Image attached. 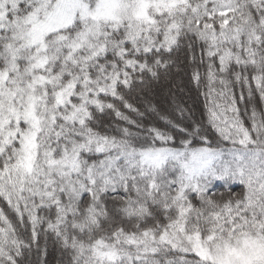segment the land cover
<instances>
[{
	"label": "snow or ice",
	"instance_id": "snow-or-ice-1",
	"mask_svg": "<svg viewBox=\"0 0 264 264\" xmlns=\"http://www.w3.org/2000/svg\"><path fill=\"white\" fill-rule=\"evenodd\" d=\"M0 264H264V0H0Z\"/></svg>",
	"mask_w": 264,
	"mask_h": 264
},
{
	"label": "trees",
	"instance_id": "trees-1",
	"mask_svg": "<svg viewBox=\"0 0 264 264\" xmlns=\"http://www.w3.org/2000/svg\"><path fill=\"white\" fill-rule=\"evenodd\" d=\"M197 106H198V107H200V105H199V104H198ZM50 259H51V258H50Z\"/></svg>",
	"mask_w": 264,
	"mask_h": 264
}]
</instances>
